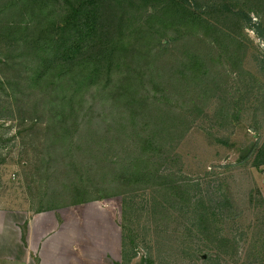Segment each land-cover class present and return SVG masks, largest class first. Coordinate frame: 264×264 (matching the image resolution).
<instances>
[{"label":"rangeland","instance_id":"rangeland-1","mask_svg":"<svg viewBox=\"0 0 264 264\" xmlns=\"http://www.w3.org/2000/svg\"><path fill=\"white\" fill-rule=\"evenodd\" d=\"M16 1L9 11L10 0H0V31L31 22ZM97 1L104 45L119 38L121 72L116 88L86 90L71 79L82 98L73 134L82 147L71 162L53 151L51 101L60 86L48 78L35 88L37 61L6 56L0 43V209L23 220L56 212L69 245L63 264H122L124 236L135 239L128 264H216L217 248L198 229L208 209L218 236L231 241L219 264H264V164L253 165L264 144V0H183L201 17L193 24L156 0ZM65 9H55L58 24ZM152 134L163 141L152 170L179 190L106 185Z\"/></svg>","mask_w":264,"mask_h":264},{"label":"trees","instance_id":"trees-1","mask_svg":"<svg viewBox=\"0 0 264 264\" xmlns=\"http://www.w3.org/2000/svg\"><path fill=\"white\" fill-rule=\"evenodd\" d=\"M156 1L158 4L174 7L175 12L181 14V21H190L193 24V22L196 23L201 19V17L193 14L186 7L183 0ZM20 3L24 7V12L21 14L32 18V20L31 22L28 20L22 24H11L17 25L18 27H4V29H7L6 32H8L6 34L3 33L4 29H1L0 32L3 34L0 35V43L7 45V47L3 52L1 49L3 45L0 44V51L5 53L6 56H9V51H20L19 58L21 60L34 58L37 61L38 64L30 70L31 73L29 74L31 84L35 88L45 84L48 78L54 80V87L60 86L62 88H55L59 93L51 101V107L55 110L54 113L56 115V117L52 118V124H55L53 128L56 127L54 140L58 141L56 145L53 144L55 147L53 151L55 154L59 153L60 155H64L66 161L71 162V155L73 156L74 151L80 150L82 147L74 142L73 137V134L78 135L80 131L82 117L76 106L77 103L78 106L80 105L82 98H76L75 93L77 91L74 89L75 84L73 81L70 86L68 85L72 79L80 82L82 89L86 90L98 84L107 86L109 84L116 88L117 82L119 81L118 75L121 72L119 70L120 64H118L119 62L117 60L119 56L116 50V46L119 43L117 40L119 38L115 42L104 45L105 33L102 34V31L98 28L103 7L97 0H20ZM16 4L19 5L16 0H10V3L4 6L5 9L12 11L14 7H17ZM61 5L66 6L63 12L64 15L62 16L65 17L58 24V19L55 17V9ZM47 22L49 23L47 24ZM17 28H21L19 33H15ZM38 32L39 35L35 37ZM17 34L18 37H15L14 35ZM17 64L20 65L19 62ZM121 75L123 74L121 73ZM125 84L131 88L130 84L127 83L120 85ZM65 88H67L66 92L68 93L63 94ZM130 91L132 92L129 89V93L126 94L130 95ZM124 96L125 94L121 97ZM78 114L80 117L76 120V116H79ZM175 121H181L177 114L174 123ZM70 123L75 127V133L68 135L67 132L69 129L66 126H69ZM169 135L168 133L166 134L167 139ZM150 137L154 141H150L151 139L149 137L140 139V152L137 153L139 156L124 163L125 165L122 166L120 171L115 169L110 170L111 175L105 181L106 185L109 184V181H119L124 184L123 186H127L134 192L141 189L146 190L150 187H159L160 190L168 187L167 190L171 194H175L179 190L180 187L169 182L164 175L152 170V165H159L161 161V159H153L157 155V152L156 155L154 154L157 146H160L162 151V145L160 144L163 141L158 142L157 134H152ZM74 144L78 146H74ZM255 149L256 147L250 151H254ZM262 164H264V144L256 151L253 162V165L256 167ZM79 177V179H82L84 175L80 174ZM154 182L156 184L153 185ZM224 200V205L220 207L228 213L231 205H227L226 202H228V199L225 198ZM209 211L207 209L198 214V229L199 233L204 237V240L209 241V243L217 248V256L210 260L219 264L218 260L221 261L222 254H226V252H220V249L227 250L231 241L227 237L222 238L218 236L216 226L214 227V224L212 225L209 218L214 217L215 214L211 211V214H209ZM134 241L135 239L129 238V236L123 237L122 264H128L134 258L135 253L128 254L129 250L135 249L133 245ZM127 242L131 246L129 250L127 248Z\"/></svg>","mask_w":264,"mask_h":264},{"label":"crops","instance_id":"crops-1","mask_svg":"<svg viewBox=\"0 0 264 264\" xmlns=\"http://www.w3.org/2000/svg\"><path fill=\"white\" fill-rule=\"evenodd\" d=\"M13 213L22 214L0 209V264H63L69 245L66 234L57 233L59 215L51 211L46 220L49 213L9 219Z\"/></svg>","mask_w":264,"mask_h":264}]
</instances>
